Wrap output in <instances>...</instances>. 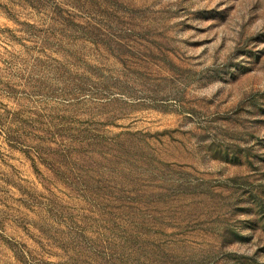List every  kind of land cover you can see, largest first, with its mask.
Instances as JSON below:
<instances>
[{
    "label": "rangeland",
    "instance_id": "1",
    "mask_svg": "<svg viewBox=\"0 0 264 264\" xmlns=\"http://www.w3.org/2000/svg\"><path fill=\"white\" fill-rule=\"evenodd\" d=\"M0 264H264V0H0Z\"/></svg>",
    "mask_w": 264,
    "mask_h": 264
}]
</instances>
